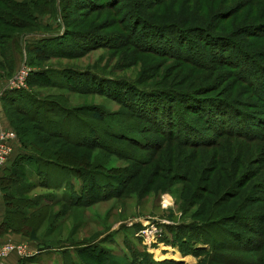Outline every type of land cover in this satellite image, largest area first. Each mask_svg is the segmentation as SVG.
I'll return each mask as SVG.
<instances>
[{
  "label": "rangeland",
  "instance_id": "obj_1",
  "mask_svg": "<svg viewBox=\"0 0 264 264\" xmlns=\"http://www.w3.org/2000/svg\"><path fill=\"white\" fill-rule=\"evenodd\" d=\"M0 11V142L12 133L16 157H43L42 180L22 175L32 164L2 183L0 261L22 248L39 254L19 264H218L207 237L254 262L238 237H262L264 0H0ZM19 71L15 109L4 94ZM112 120L137 143L112 136ZM69 168L89 186L74 207L54 191Z\"/></svg>",
  "mask_w": 264,
  "mask_h": 264
},
{
  "label": "trees",
  "instance_id": "obj_2",
  "mask_svg": "<svg viewBox=\"0 0 264 264\" xmlns=\"http://www.w3.org/2000/svg\"><path fill=\"white\" fill-rule=\"evenodd\" d=\"M0 12H2V11H0ZM0 17H1V13H0ZM63 42L64 41H62V42L60 41L59 43H63ZM40 50H42V49L40 47H37L36 49L33 48L32 52L36 54V57H38V54H40ZM259 90H261L259 93L264 96V87H263V85H262V87H260ZM20 91H7V93L4 94L5 98L8 99L9 104H11L15 109H17V107H19L18 105H20L21 98L18 97V94H17ZM142 96L143 97H147V95H142ZM120 101H122L124 103V106L128 110H133L134 113H135V116L140 118V114L141 113L136 110V107H135L134 104H132L129 101L127 102L126 100H120ZM22 102H24V101H22ZM210 104H212V103H210ZM39 107H42V105L39 106ZM37 109L34 110V108H33L32 110H30V113L35 114ZM24 113L27 114L28 111H26V109H25ZM99 116L100 115H98L97 117L101 121V119H103L102 118L103 115L100 116V117ZM105 118H108V116L105 117ZM105 124H106V127L107 126L109 127L112 136L117 137V138L122 139V140L126 139L129 142H131V143L133 141L136 142L134 139L127 138L126 136H124L125 134H123V133L127 134L128 132H132L133 130L125 129V128H122V127L120 129V128H118V126H116V123L113 120L111 122L107 121ZM114 130H116L118 132H123V133L119 134V136H115V135H113V131ZM226 134H233L235 136L239 135L238 133L234 134L232 132H229V133H226ZM197 143L198 142L196 140V141H192L189 144L190 145H196ZM200 143H202V142H199V144ZM13 151H14V149H13ZM33 154L31 155V154L26 153L25 155H22L20 157H16V160L12 164H13V168H15L17 170L11 169L12 166H11L10 169L6 170V174L3 177L0 178V188H1L3 182H6L8 180H12L13 177H16L19 173H22V171L24 172V168L27 165L30 166V165L33 164L34 166H36L35 170H33V172L30 171V172H27V173H22V175H24L28 179H32V180H34L36 182H38V180L41 179V175H42L43 172L40 171L41 170L40 169V165L43 162V157H42L41 154H38V153H35V152H33ZM19 166H20V169H22V171H20L18 169ZM68 170L69 171H67V179L62 181V182H60L58 185H56L54 187V191L55 192L57 191L59 193V195H58L59 197L58 198L60 200H62L63 202L65 201L66 206L74 207V206H76V204L81 202L82 196L84 194L88 193L89 190H87V186L88 185L86 186V184L83 181L85 179V177H84L85 173L81 175V173H79L78 170H76L74 168H69ZM82 176H83V178H82ZM46 178L47 177H45V181L43 182V184L48 186L49 184H48ZM66 188H67V190H66ZM27 205L31 206L32 208L36 207L33 202L32 203L30 202ZM257 221H258L257 230L255 231V229L253 228L252 231L254 233H258L259 235L262 234V237L260 238L259 241L254 243L251 239H249L251 237H245L243 235H242V237H241V235L238 237V240L241 242V246L240 247L243 249V252H245V250L251 248L252 251H254L256 253V259H254V262L248 261V262L244 263L242 260H240L238 258H235V257H230L229 258L227 255L223 254L222 250H224V248H225V244L224 243H218L216 241L212 242L211 240L209 241V239L207 237H206V239H204V237H203V239H204L203 240V244H206V245L208 244L209 245V249H208V253L209 254H207L205 258L208 259L210 262H214V263H218V264H228V263L264 264V217H262L261 219H259ZM1 226L4 227V229H6L5 222H3L1 224ZM192 228H195V227H192ZM197 230L201 233V235H204L203 232H202V228L200 230H199V228H197ZM50 248L51 247H47L46 245H44V247H41L39 250L45 251V250H50ZM201 253H205V252L203 250H201V249H195V251H194V254L196 256H199ZM83 258L86 259L85 257H83ZM79 260L81 261V264H85V263L82 262L81 259H79ZM63 264H66V263H63ZM68 264H72V263H68ZM165 264H179V263H165Z\"/></svg>",
  "mask_w": 264,
  "mask_h": 264
},
{
  "label": "built area",
  "instance_id": "obj_3",
  "mask_svg": "<svg viewBox=\"0 0 264 264\" xmlns=\"http://www.w3.org/2000/svg\"><path fill=\"white\" fill-rule=\"evenodd\" d=\"M21 71H23V69ZM21 71H19L15 75V77L9 83L6 84L5 89H8L10 91L14 89H19L24 86L22 81L24 80V76L27 73L23 74ZM12 137H13L12 133H10L9 135L3 134L1 137V141L3 142H0V169L7 163V161L9 160V157L12 154L13 148L11 147V145H8L7 143H5L6 140L11 141ZM11 250H14V248L4 249L3 255L6 256V254L10 252ZM15 251H17V254L19 255V257H27L30 254V253L24 252L22 248H17Z\"/></svg>",
  "mask_w": 264,
  "mask_h": 264
},
{
  "label": "crops",
  "instance_id": "obj_4",
  "mask_svg": "<svg viewBox=\"0 0 264 264\" xmlns=\"http://www.w3.org/2000/svg\"><path fill=\"white\" fill-rule=\"evenodd\" d=\"M17 151V150H16ZM16 151H14L13 153H14V155H11V161L10 162H12V161H14V159H16V155H17V153H16ZM5 167V166H4ZM4 167H2L1 169H0V178L1 177H3V175H4ZM8 170V169H7ZM5 211H4V207H3V205H2V203H1V201H0V225L3 223V221H4V218H5ZM10 233H11V231L10 230H7V233H5V235L4 236H2L1 238L4 240H7L6 238H8L9 239V237H11L10 236ZM0 238V239H1ZM30 251L32 252H30L31 254H33V256H35V255H37V254H39V252H37V253H35V249H30ZM32 256V257H33ZM36 258V257H35ZM6 260H4V261H0V264H19V262H20V259H19V257L18 258H16V257H8V258H5Z\"/></svg>",
  "mask_w": 264,
  "mask_h": 264
},
{
  "label": "bare ground",
  "instance_id": "obj_5",
  "mask_svg": "<svg viewBox=\"0 0 264 264\" xmlns=\"http://www.w3.org/2000/svg\"><path fill=\"white\" fill-rule=\"evenodd\" d=\"M165 200L166 201H168V202H170L171 200L168 198V197H165Z\"/></svg>",
  "mask_w": 264,
  "mask_h": 264
}]
</instances>
